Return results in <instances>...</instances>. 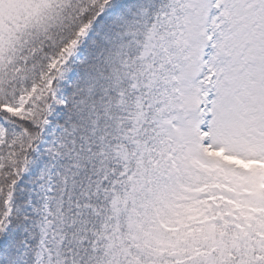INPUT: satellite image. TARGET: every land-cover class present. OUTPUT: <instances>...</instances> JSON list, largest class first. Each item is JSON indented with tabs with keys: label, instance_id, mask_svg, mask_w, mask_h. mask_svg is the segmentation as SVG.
Returning a JSON list of instances; mask_svg holds the SVG:
<instances>
[{
	"label": "snow or ice",
	"instance_id": "snow-or-ice-1",
	"mask_svg": "<svg viewBox=\"0 0 264 264\" xmlns=\"http://www.w3.org/2000/svg\"><path fill=\"white\" fill-rule=\"evenodd\" d=\"M0 264H264V0H0Z\"/></svg>",
	"mask_w": 264,
	"mask_h": 264
}]
</instances>
